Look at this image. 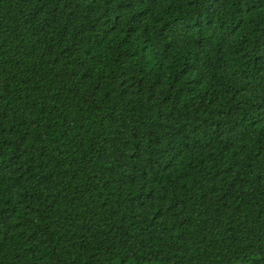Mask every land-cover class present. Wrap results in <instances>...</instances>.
Listing matches in <instances>:
<instances>
[{"label":"trees","instance_id":"1","mask_svg":"<svg viewBox=\"0 0 264 264\" xmlns=\"http://www.w3.org/2000/svg\"><path fill=\"white\" fill-rule=\"evenodd\" d=\"M0 264H264V0H0Z\"/></svg>","mask_w":264,"mask_h":264}]
</instances>
